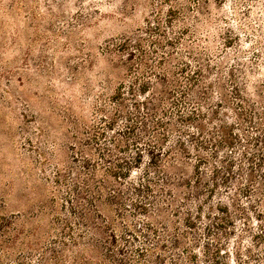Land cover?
<instances>
[{"label": "rangeland", "instance_id": "obj_1", "mask_svg": "<svg viewBox=\"0 0 264 264\" xmlns=\"http://www.w3.org/2000/svg\"><path fill=\"white\" fill-rule=\"evenodd\" d=\"M0 224V264H264V0H0Z\"/></svg>", "mask_w": 264, "mask_h": 264}, {"label": "trees", "instance_id": "obj_2", "mask_svg": "<svg viewBox=\"0 0 264 264\" xmlns=\"http://www.w3.org/2000/svg\"><path fill=\"white\" fill-rule=\"evenodd\" d=\"M168 93H169V90L165 89V90H162L160 92V94H158V96L155 97V100L157 101V103H155V107H157L162 102V100L164 99V96L166 94H168ZM154 111H156V109H154ZM155 123H156L155 126H160V127L166 126L165 123L162 120L156 121ZM130 130H131V126H126L124 133L128 134V133H130ZM138 139H140V138L138 137ZM152 139H154V141H155L154 143L149 142L150 140L145 142L146 143L145 144L146 147L144 148L145 150H141V149L139 150V148L137 147V150L135 152L134 157L132 158V161L125 162V164L131 165L133 163H139L138 165H140V163L142 162V160H143V158L145 156H146V158H148L147 159L148 162H153L156 159V156H157L156 154L160 152V148L159 147L161 145V143L159 141L160 140V136L158 134H156V131L153 133ZM143 153H145V154H143ZM87 162H88V160H85V163H87ZM136 167L139 168L140 166H136ZM172 168H173V166H172ZM108 169H109L108 170V174L110 176H112L115 181H118V179H120L122 177V175H125V173L127 174L126 169L125 168L124 169L121 168V166H119V165H116L115 167L108 168ZM126 177H129V169H128V175H126ZM86 186H88V184ZM106 187H109V186L106 185V184H101V186L96 187V192H95L96 196L99 197L101 195V193H100L101 189L102 188H106ZM145 188L148 189L149 187L145 186ZM85 193L87 195H89V193L91 194L89 189H85ZM112 197H114V195H112ZM169 197H170L169 201H171L172 200V198H171L172 197V193L171 192L169 193ZM140 207H141V209H144V206H140ZM156 212H157L158 216L161 219H163V223H167V220H166L165 214H164V210L156 208ZM184 221H185V226L191 227L192 221H191V218L189 217V213H188V216L185 218ZM147 226H149V224H147ZM147 226H145V227L147 228ZM104 228L105 229L109 228V226H104ZM96 230H97V232H99L101 230L105 231V233H106L105 235H106L108 240L107 241L104 240V242H106L107 244H115L116 243V235L114 234L112 229L106 231V230H103L102 228H96ZM4 232H5V228H4V226H2L0 224V237H3ZM72 241H73V243H72L73 247L79 245V242L77 240H73L72 239ZM95 241L96 240H93V242H91V243L87 242L88 243L87 245H91V247L92 246H98V244H96ZM59 243L61 244L62 248L60 250H58V251L55 250V248L50 249L51 252H52L51 253L52 256L50 258H52L56 264H64L63 260H64V256L65 255L63 254V252L70 250V247L67 246V244H65L62 241H59ZM172 243L174 245L180 244L179 240L176 239V238H173ZM142 252H140V253H142ZM117 253H121L119 249H117ZM82 264H86V262H82Z\"/></svg>", "mask_w": 264, "mask_h": 264}]
</instances>
